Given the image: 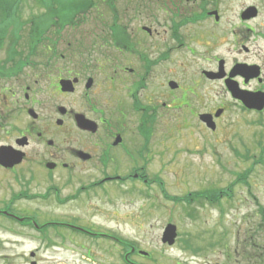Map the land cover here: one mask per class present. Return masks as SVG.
<instances>
[{"label":"flooded vegetation","instance_id":"flooded-vegetation-1","mask_svg":"<svg viewBox=\"0 0 264 264\" xmlns=\"http://www.w3.org/2000/svg\"><path fill=\"white\" fill-rule=\"evenodd\" d=\"M214 8L219 14L218 20L208 14L209 10L204 11L206 17L203 18L183 10L178 19L177 11H155L151 13L150 33L142 30V26L122 23L117 29L118 58L108 59L112 74L84 64L55 65L42 74L34 69L35 62L28 65V60L22 61L32 69L17 75L15 90H6L16 98L10 100L7 97L6 105L0 109V129L7 137L0 147H6L16 158L21 157L12 165L0 163V173L17 184L5 188L8 196L0 199L1 264H25L27 259L28 264H38L35 259L40 249L50 264L60 262L61 254L68 250L69 243L76 244L73 238L77 235L116 243L120 250L116 253L114 246L115 250L110 253L124 260L125 240L117 233L99 229L94 232L85 224L77 225V222H85L78 216L71 217L69 222L57 221L41 214L37 208L29 209V204L32 202L38 206L36 200L50 197L56 206L90 195L111 199L133 197L136 184L149 187L153 182L152 176L156 173L149 172L147 164L157 157V150L153 147L156 146L158 132L164 141L171 136L172 110L187 105L191 108L190 115L198 120L200 114L211 115L217 131L221 129L220 120L229 108L239 106L242 109L241 103L231 98L230 103L200 112L204 100L195 90L199 81L221 82L225 86L227 80L237 82L244 90L264 92L263 83H259L257 78L245 82L242 75L233 73L237 64L256 65L262 77V66L251 61L252 50L247 44L255 34L264 41V30H256L249 25L257 16L240 21L245 31L231 33L229 45L237 47L236 54L240 56L231 58V61L216 52L220 46L218 32L216 36L212 31L202 36L198 31L187 33L190 26L201 28L203 20L218 29L222 15L218 6ZM109 31L110 28L100 32L101 45ZM79 46L77 42L76 47ZM174 53L181 54L186 61L195 58L206 63L199 70V79L193 81L194 86L180 83L183 76L174 69ZM15 65L17 62L12 64L14 70ZM180 65L184 67L185 62L181 61ZM46 66L47 62L43 68ZM204 71L209 72V76L204 75ZM214 76L215 79H209ZM63 80L72 81L64 85L67 89L60 84ZM170 82H175L176 87H170ZM253 82L256 86L250 87ZM224 89L229 94L226 87ZM148 90L149 94L142 93ZM188 93L196 97L195 105L189 101ZM217 110H222V113L214 116ZM2 120L10 122L2 123ZM199 122L204 128L205 125ZM263 152L264 140L260 141L261 157ZM84 167L89 172L86 178L90 180L80 179L79 174ZM72 180L78 184L62 196L58 183L64 181L61 185H69ZM122 186L128 190L122 192ZM223 187L226 197L219 194L213 204L216 215L214 248L217 254L223 255V261L218 264H236L234 257L238 255L245 261L243 264H264V205L260 202L238 204L236 179ZM221 188L218 187V192ZM244 188L246 197L253 201L250 185H244ZM231 198L233 203L221 202ZM243 209L245 212H239ZM29 228L41 234L40 237L26 235L23 230ZM50 230L55 234H47ZM61 231H68L69 235L56 233ZM6 233H9V239L4 236Z\"/></svg>","mask_w":264,"mask_h":264},{"label":"rangeland","instance_id":"rangeland-1","mask_svg":"<svg viewBox=\"0 0 264 264\" xmlns=\"http://www.w3.org/2000/svg\"><path fill=\"white\" fill-rule=\"evenodd\" d=\"M113 2L118 10L119 27L122 23L126 26H151V13L155 11H177V19L184 11H187L189 15L194 14L196 17L203 18L206 17L205 14L203 15L204 11H213L214 6H218L222 15L218 29L210 27L211 24L208 25L207 20H203L204 25L201 28L190 26L187 33L193 34L198 31L202 36L212 31L216 36L218 32L220 46L216 52L227 57L229 61L233 57L240 58L236 54L237 47L233 48L229 45L232 32L240 34L245 31L240 22L239 12L250 5L255 6L258 15L250 21L249 25L256 30H264V0H113ZM45 13L46 9L38 7L33 0H25L21 7L19 20L22 26L17 31L16 37L11 34L5 37L0 49V109L6 105L7 97L10 100L16 98L6 90L7 88L15 90L17 75L32 69L27 68L26 64L23 65V60H28V65L35 62L34 69L41 71L42 74H45L51 66L63 64L65 66L84 64L112 74L108 59L118 58V50L108 40V34L104 45H101L102 41L99 39L102 29L105 31L114 23V21L112 23V14L104 0H95V9H91L87 14L76 19V25L61 29L53 26L42 29L43 32L38 37L39 41L30 44L29 35L38 36L36 24L41 22L40 18L46 17ZM198 13H201V16H198ZM9 30L12 31L11 28ZM12 39H17L14 48H11ZM77 42L81 46L76 47ZM247 44L252 50L251 61L262 66L263 84L261 86L264 88V41L255 34L252 41ZM173 60L176 73L183 76L180 83L185 86L192 84L194 86L193 81L199 79L200 68L206 66V63L195 58L192 61H186L179 53H174ZM181 61L185 62L184 67L180 65ZM15 62L17 65L14 70L12 64ZM45 62L47 66L43 68ZM21 65H23L22 70L19 69ZM254 86H256L254 82L250 84V87ZM224 88L221 82L199 81L195 90L204 100V107L200 109V112L230 103L232 99ZM149 92L148 90L142 93L146 95ZM188 99L192 105L197 103L193 94L188 93ZM190 110L191 108L187 105L172 110L171 136L164 141L158 132L156 146L153 147L157 150V157L155 161L147 164V170L156 173L152 174L153 182L149 187L145 184H136L133 197L118 196L111 199L101 195H90L80 197L74 202H67L63 206H56L50 197L47 200H36L35 204L38 206L32 205L31 202L29 209L37 208L41 214H47L50 218L58 219L57 221L69 222L71 217L78 216L86 223L80 221L76 223L77 225L85 224L94 232L103 230L115 232L126 242H134L137 250H140L134 253V256L129 255L139 264L221 263L223 255L217 254L214 248L216 220L214 206L202 197H197L195 191H204V189L219 186L224 188L223 186L245 171L244 177L251 186L252 194L258 202L264 205V164H261V162L264 163V152L261 154L262 157L259 153L260 141L264 140V110L257 113L247 112L239 106H232L221 118L220 126L222 127L217 131L215 128L216 132L205 127L201 128L199 120L190 115ZM185 114H188L186 120L184 119ZM10 120L13 121V118ZM10 120H2V123H9ZM160 131L162 132L163 128ZM5 135L0 129V143L6 140ZM253 155L255 158H252ZM254 159L258 160L253 163ZM85 170L84 167L79 174L82 181L90 180L86 178L89 172ZM62 183L64 181L58 183L62 188V196L78 184L76 180H72L69 185H61ZM9 186H17V184L13 179L0 173V199L7 198L8 191L5 188ZM126 190H128L126 186L121 187L122 192ZM189 192L195 194H190L187 202L183 201L182 199ZM235 192L238 204L255 202V199L251 201L246 197L242 182H236ZM165 195L177 201L166 199ZM223 195L226 197L224 193ZM221 202L233 203L234 201L231 198V200L224 199ZM239 212L245 211L243 209ZM169 222L177 228V238L171 246L163 244L160 240L163 228ZM23 231L31 237L41 235L31 228ZM62 232L56 233L69 235L68 231ZM48 233L53 234L52 231ZM8 234L4 235L7 239L10 238ZM185 240L188 241L190 248L185 245ZM114 246L117 253L120 249L116 243L77 236L76 244L69 243L68 250L61 254L60 262L56 261L53 264H123L120 258L110 253L115 250L112 248ZM41 252L40 249L35 259L36 263L50 264ZM143 252H146V256L140 255ZM234 259L236 264L245 262L240 255ZM28 262L27 259L25 264ZM124 264H130L127 258Z\"/></svg>","mask_w":264,"mask_h":264},{"label":"trees","instance_id":"trees-1","mask_svg":"<svg viewBox=\"0 0 264 264\" xmlns=\"http://www.w3.org/2000/svg\"><path fill=\"white\" fill-rule=\"evenodd\" d=\"M25 0H0V48L6 39L5 37L11 34L13 37H16V33L19 28L22 26L20 24V13L21 7ZM33 2L41 8L46 9V17L40 18L37 26V33L38 36L29 35L30 44H34L39 41L38 37L43 32L42 29L48 28L53 26L55 28L61 29L67 26H74L76 25V19L80 16L87 14L91 9H95V0H33ZM105 4L109 8V11L112 14V23L113 25L110 26L112 31H110V39L111 42L117 46L118 45V32L117 29L119 28L118 24V10L114 6L113 0H104ZM35 26V27H36ZM12 29L10 31L9 29ZM17 39H12V47H15ZM246 158V157H245ZM258 160V159H257ZM256 159L253 160V163L257 161ZM245 171L241 172L236 176V181L238 183L242 182L245 183L247 180L245 179ZM223 190V188H221ZM198 195L197 197H202L210 204H214L218 199V189H204L195 191ZM195 194L189 192L183 201L187 202L189 195ZM169 197V196H168ZM172 201H177L173 197H169ZM190 216L192 214H189ZM125 243V249L129 252V254H134L131 251L133 244L128 242ZM185 245H190L187 240H185ZM196 250L195 248H192Z\"/></svg>","mask_w":264,"mask_h":264},{"label":"water","instance_id":"water-1","mask_svg":"<svg viewBox=\"0 0 264 264\" xmlns=\"http://www.w3.org/2000/svg\"><path fill=\"white\" fill-rule=\"evenodd\" d=\"M210 14L216 15L217 13L211 12ZM256 12L254 7H249L245 12L242 13V18H250L255 16ZM217 17V15H216ZM234 74H240L245 78V82H247L250 78H255L259 76V68L255 65L246 66V65H236L233 69ZM261 81V79H259ZM69 81H64L63 85L69 84ZM172 87H175V84H171ZM226 86L231 93V96L239 101L248 108L255 109L257 111H261L264 108V92L262 91H248L244 89H240L236 83L234 82H226ZM63 89H67L63 87ZM221 113V110H217L215 116H218ZM212 116L208 114H202L200 119L206 123L208 127L214 129V123L211 120ZM14 154L8 152L6 147H0V163L3 165H12L13 163L20 160L21 157L16 158ZM18 159V160H17ZM177 236L176 226L174 224H166L162 235L161 242L163 244H167L169 246L173 245L175 242V238ZM144 254V253H142Z\"/></svg>","mask_w":264,"mask_h":264}]
</instances>
